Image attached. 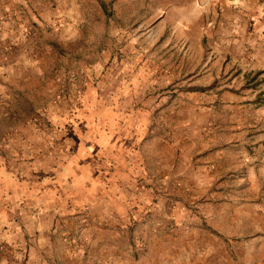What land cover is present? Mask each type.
<instances>
[{
	"label": "rangeland",
	"instance_id": "rangeland-1",
	"mask_svg": "<svg viewBox=\"0 0 264 264\" xmlns=\"http://www.w3.org/2000/svg\"><path fill=\"white\" fill-rule=\"evenodd\" d=\"M0 264H264V0H0Z\"/></svg>",
	"mask_w": 264,
	"mask_h": 264
},
{
	"label": "crops",
	"instance_id": "crops-1",
	"mask_svg": "<svg viewBox=\"0 0 264 264\" xmlns=\"http://www.w3.org/2000/svg\"><path fill=\"white\" fill-rule=\"evenodd\" d=\"M90 167L91 168L89 169V172H86L85 168L75 171V170H73L74 167H71V166L66 167L65 169H61V170H63V172L60 173L59 177H56L57 181H54V182H56V184H58V185L53 186L56 190V191L55 190L53 191L55 196H57L56 192L59 193L60 198L61 197L68 198L69 194H70L73 197H69V198H71V199L73 198V199H75L74 201H77L79 199L85 198V194L82 191H85V193L87 191H89L91 194L89 186H93L92 182L98 176L96 173H93L92 166H90ZM94 175L96 178L94 177ZM72 186H73V188H75V190H73L71 188ZM72 190L75 193L76 192L77 193L74 194L72 192Z\"/></svg>",
	"mask_w": 264,
	"mask_h": 264
}]
</instances>
